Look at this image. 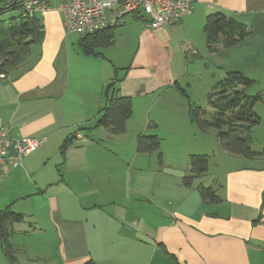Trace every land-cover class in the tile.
<instances>
[{
	"label": "crops",
	"instance_id": "crops-1",
	"mask_svg": "<svg viewBox=\"0 0 264 264\" xmlns=\"http://www.w3.org/2000/svg\"><path fill=\"white\" fill-rule=\"evenodd\" d=\"M48 3L50 9L39 13L45 32L42 44L34 46L8 77H0V122L10 127L11 139L45 140L2 180L0 194L7 192L13 198L6 197L8 204L0 212L10 206L23 215L10 201L36 200L38 211H31L48 218L58 238L53 264H264V159L231 156L216 136V149L222 150L221 171L210 175L222 202L204 203L198 188L206 187L201 179L209 173L194 179L191 187L182 183L191 156L206 155L195 150L194 142L203 134L189 119L191 96L188 100L176 87L187 92L188 81L197 76L190 67L207 50L203 34L207 16L220 12L255 31L264 26V0H195L191 15L158 30L149 29L138 17L131 16L132 22L122 19L113 27V46L101 49L100 56L81 53L80 37L75 42L64 29L60 0ZM134 41L131 60L125 64L123 59L130 55ZM246 42L237 47L243 48ZM222 50L228 49L218 54ZM228 66L227 72L246 73L244 63L242 70ZM115 79L120 94L133 101L134 114L126 132L113 135L100 127L91 130L104 107V89ZM163 114L173 122L176 118V125L184 122L194 128L191 146L187 141L182 146V133H173V128L164 135ZM141 133L161 137L162 144L170 139L179 152L176 158L182 155L181 166L170 172L171 178L156 194L142 193L136 186L129 193L124 167L118 165L113 176L98 174V164L88 157L108 150L125 163L124 155L135 148L138 158L155 154L159 165L157 153L136 152ZM73 137L63 156L62 145ZM84 139L92 145L75 146V140ZM70 152L82 157L71 164ZM50 160H55L53 171L48 167L43 177L41 165L47 168ZM227 162L230 166L221 169ZM56 174L63 178L58 180ZM176 205L178 210L173 209ZM16 225L11 236L14 248Z\"/></svg>",
	"mask_w": 264,
	"mask_h": 264
},
{
	"label": "trees",
	"instance_id": "trees-1",
	"mask_svg": "<svg viewBox=\"0 0 264 264\" xmlns=\"http://www.w3.org/2000/svg\"><path fill=\"white\" fill-rule=\"evenodd\" d=\"M27 1L29 0H0V77L6 78L18 69L31 55L33 47L41 45L44 40L45 32L40 14L28 11ZM114 29L108 28L81 36L78 41L81 53L84 56H100L101 49L113 46ZM250 33L245 24L220 12L207 16L203 26L206 48L211 54L218 53L220 49L241 45ZM255 86L256 81L245 73L228 71L208 95L207 109L189 101V119L197 130L202 134L215 130L217 140L225 152L247 160L264 159V149L255 151L252 148L251 133L261 123L255 108L264 101V93H250ZM176 87L189 100L186 90L178 84ZM103 101L101 116L91 130L100 127L113 135L124 134L127 122L134 114L132 98L120 94L115 79L105 87ZM74 138L62 145L63 156ZM136 152L148 155L157 153L161 165L162 139L156 135L141 133L137 137ZM208 165L207 156H191L188 173L182 179L183 185L191 187L194 179L207 174ZM198 193L204 203L222 202L212 187L200 186ZM23 222L24 216L14 213L10 206L0 212L1 246L13 263L15 256L11 244L12 230L14 225Z\"/></svg>",
	"mask_w": 264,
	"mask_h": 264
},
{
	"label": "rangeland",
	"instance_id": "rangeland-1",
	"mask_svg": "<svg viewBox=\"0 0 264 264\" xmlns=\"http://www.w3.org/2000/svg\"><path fill=\"white\" fill-rule=\"evenodd\" d=\"M130 17L131 16L126 15L123 19L128 22H132ZM250 29L253 31L252 27H250ZM254 30L255 31H253L252 34L250 33L251 35L246 38L247 42L243 48L234 47L228 49L227 51L222 50L219 54H211L208 52V50L201 49V57L195 58L194 61H191L192 64L193 62L197 63L190 67L191 71L194 72L193 74L196 72L195 75L197 76H193L191 80L188 81L190 85L187 88V92L188 95L190 94L191 100L196 106L201 107L202 109L208 108V95L214 90L217 82L224 77L225 72H227L225 69L228 66L227 64H229V70L232 68H240L242 70L241 64L244 63L246 66V73H248L245 74L249 78L256 80V91L260 93L262 92V94L264 93V26L255 27ZM72 37L75 38V42H77L80 36L73 34ZM130 41L131 37L127 39L126 45H128ZM201 44L202 46L204 44L203 38H201ZM135 47L136 42L134 41L132 46L129 48L130 55H128L127 59H123L125 60V64L131 60V56ZM245 52L246 54H244ZM254 62L257 64L255 67ZM192 72L189 71V75H191ZM189 75L188 77H190ZM184 85L186 86V83ZM255 110L258 116L261 118V123L259 126L254 128L251 133L252 146L256 150H262L264 149V101L258 103ZM166 115L167 114L162 115L163 125L161 124V127L164 126L166 129L164 135L171 133L169 132V128H173V133L176 134V130L182 133V146H185L186 141L187 145L191 146L193 143L191 132L194 128H190L189 124L184 122L178 123L176 125V118L173 122L172 119L166 117ZM216 136L217 132L215 130H210V132L207 134H198L197 139L194 142L196 152L204 153L209 158V168L207 172L209 175L213 174L214 171L219 172L220 170L221 155L219 156V153L220 151L222 152V150L216 149ZM75 143V146L77 147L92 145L89 141H87V139L82 141L75 140ZM174 144L175 143L170 141V139L163 141L162 166L160 164L158 165L157 156L155 154L152 157L140 156L138 158V155L135 153V148H132L127 156L124 155V158H127L125 163L120 161L117 156L108 150H102L100 153L96 152L93 155H88V157L89 159H92L91 162L98 164V169L96 171L98 174L107 175L108 173H111L113 176V171L119 168L118 165H121V168L124 167L123 175H125V177L123 178L126 179V188L128 187L129 193L133 191L131 186H136V188L142 193L150 194L154 192L156 194L158 191H162L165 186V182L171 178L170 172H172L173 169H177L181 166L180 162L182 163V155L179 156V158H176L178 155L177 153L179 152L175 150L176 147ZM109 145L110 143H107V141L104 144L106 147ZM129 145L130 144L128 143L127 147H129ZM75 146L72 148L76 149L77 147ZM67 151L68 147L65 151V154H67ZM69 154V161L71 164H74L76 160L82 157L79 152H70ZM53 159L55 158L53 157ZM54 164L55 160H50L47 168H44L45 166L41 165V168L43 169V177H46L44 174H46L48 171V167L51 171H53L52 167ZM226 166L229 167L230 163H225L221 166V169L223 168V170H225ZM168 168L171 170L168 171ZM68 169L69 168H66V170ZM62 178V176H58V180ZM131 178L134 179L132 183ZM201 180L204 186L213 187L214 189L216 188L213 176H206ZM6 195L7 192L0 194V208H3L6 204H8L5 203L7 200L6 197H8V199L13 198L12 196ZM11 203L15 204L16 209L22 212L24 215V222L15 226L16 234L13 237V242L16 245V248H14V263L11 262V260L7 257L0 242V264H53V261L55 260V254L57 252L58 238L49 219L46 217L40 218L37 214L31 211L38 204L36 200L26 199V201H10L9 204ZM73 205H77L76 199H73ZM176 208L177 205L173 207L174 210H178ZM35 209L38 211L37 207Z\"/></svg>",
	"mask_w": 264,
	"mask_h": 264
},
{
	"label": "built area",
	"instance_id": "built-area-1",
	"mask_svg": "<svg viewBox=\"0 0 264 264\" xmlns=\"http://www.w3.org/2000/svg\"><path fill=\"white\" fill-rule=\"evenodd\" d=\"M195 0H60L64 29L68 35L95 34L113 28L124 16L141 19L151 30L180 22L194 11ZM26 9L46 12L48 0H29ZM10 127L0 122V184L7 173L21 166L23 157L38 150L43 138L12 140Z\"/></svg>",
	"mask_w": 264,
	"mask_h": 264
},
{
	"label": "bare ground",
	"instance_id": "bare-ground-1",
	"mask_svg": "<svg viewBox=\"0 0 264 264\" xmlns=\"http://www.w3.org/2000/svg\"><path fill=\"white\" fill-rule=\"evenodd\" d=\"M81 37V36H80Z\"/></svg>",
	"mask_w": 264,
	"mask_h": 264
}]
</instances>
